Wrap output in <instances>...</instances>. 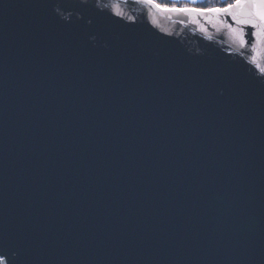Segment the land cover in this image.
Returning <instances> with one entry per match:
<instances>
[{"label":"water","instance_id":"obj_1","mask_svg":"<svg viewBox=\"0 0 264 264\" xmlns=\"http://www.w3.org/2000/svg\"><path fill=\"white\" fill-rule=\"evenodd\" d=\"M115 2L0 0L10 264H264L253 29Z\"/></svg>","mask_w":264,"mask_h":264},{"label":"snow or ice","instance_id":"obj_2","mask_svg":"<svg viewBox=\"0 0 264 264\" xmlns=\"http://www.w3.org/2000/svg\"><path fill=\"white\" fill-rule=\"evenodd\" d=\"M136 3L146 5L156 9L159 12L165 13H177V14H221L231 15L233 22L238 25H246L253 29L250 33H245L244 28L233 29L234 32L238 33L236 37V43L240 49L248 47L251 42V57L248 58V62L254 65L261 76H264V66L258 63V58L264 56V0H232V2L225 3L221 7H195L187 5H197L202 0H187L185 6H169L167 4L159 3L158 0H135ZM79 3L87 7L89 0H79ZM95 6L97 8H111L112 15L123 18L124 13L120 9V4L113 2L109 4L101 5L100 0H95ZM248 7L250 9L247 19H239L235 14L234 10L243 9ZM129 20L132 17H128ZM259 21V23H257ZM249 39H246L245 36ZM211 39V37H209ZM7 241L3 236H0V264H10V257L4 251Z\"/></svg>","mask_w":264,"mask_h":264},{"label":"trees","instance_id":"obj_3","mask_svg":"<svg viewBox=\"0 0 264 264\" xmlns=\"http://www.w3.org/2000/svg\"><path fill=\"white\" fill-rule=\"evenodd\" d=\"M159 3H163L162 0H158ZM232 2V0H203L201 3L194 5L195 7H221L225 3ZM167 4V3H166Z\"/></svg>","mask_w":264,"mask_h":264},{"label":"rangeland","instance_id":"obj_4","mask_svg":"<svg viewBox=\"0 0 264 264\" xmlns=\"http://www.w3.org/2000/svg\"><path fill=\"white\" fill-rule=\"evenodd\" d=\"M162 1L164 4L167 3V5H169V6H172V5L185 6L186 2H187V0H162ZM187 6H194V5H187Z\"/></svg>","mask_w":264,"mask_h":264}]
</instances>
